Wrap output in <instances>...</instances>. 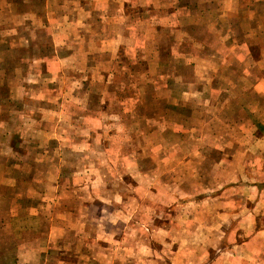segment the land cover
Listing matches in <instances>:
<instances>
[{"label":"rangeland","instance_id":"rangeland-1","mask_svg":"<svg viewBox=\"0 0 264 264\" xmlns=\"http://www.w3.org/2000/svg\"><path fill=\"white\" fill-rule=\"evenodd\" d=\"M100 1L0 0V122L5 139L12 144L38 143L29 129L42 117L43 127L63 129L61 143H72L75 137L92 146L91 152L64 151L61 156L63 161L78 159L82 175L96 181L97 223L110 231L113 256L121 252L118 255L127 257V264H166L169 259L188 264L202 259L204 246L211 255L221 240L262 242L264 236L244 234L242 225L251 222H231L222 212L262 210L264 152L235 156L236 148L250 143L251 137L244 134L242 124L240 130L220 117L224 104L202 101L205 89L197 93L203 81L199 70L186 75L193 86L185 92L179 79L173 87L167 84L175 77L154 67L152 56L145 57L144 66L137 63L142 50L151 51L144 41L141 45L128 36V43L119 46L110 38L78 40L64 33L66 27L70 32L77 25L52 22L83 18L94 9L101 15L111 9L119 16V2L113 0L110 7ZM127 1L136 5L137 0ZM115 23L111 28L103 25L108 37L118 32L115 28L113 33L119 21ZM192 60L201 62L195 56ZM120 61L128 63L123 72ZM214 73L215 69L210 75ZM177 74L185 75L180 69ZM204 79L211 80L208 75ZM210 91L208 96L220 95L219 90ZM57 154H52L50 164ZM235 162L238 166H233ZM71 186L89 197L85 179ZM263 224L264 211L258 214L257 226Z\"/></svg>","mask_w":264,"mask_h":264},{"label":"crops","instance_id":"crops-1","mask_svg":"<svg viewBox=\"0 0 264 264\" xmlns=\"http://www.w3.org/2000/svg\"><path fill=\"white\" fill-rule=\"evenodd\" d=\"M102 1L105 5L113 2L101 0V4ZM115 1L120 3L119 16L111 9L106 15L94 9L83 18L64 17L52 22L57 26L77 25L70 32L69 26L66 27L64 33L78 40L89 37L94 41H107L110 38L118 40L119 46L127 44L129 37L141 41V45L144 41L151 51L142 50L137 63L144 66L145 57L152 56L154 67L172 72L175 77L167 84L173 87L174 80L179 79L187 89L185 92L193 86L186 75L199 70L203 81L197 93L205 89L202 101L224 104L220 117L237 124L251 137L250 143L236 148L235 156L264 152V0H137L136 5H130L127 0ZM132 7L137 9L131 12ZM116 20L119 25H114L113 33L115 28L118 32L108 37L104 27L111 28ZM135 26L138 28L134 37L130 33L133 34ZM198 28L204 32L194 30ZM204 33L207 38H203ZM53 36L55 38L56 34ZM194 56L201 62L194 63ZM178 63L185 75L177 74ZM126 65L128 63L120 61L121 72ZM214 69L215 73L210 75ZM205 75L211 80L206 81ZM207 89L210 93V90H219L220 95L208 96ZM40 119V123H34L29 129L32 137L38 139L34 144H12L5 139L7 133H2L0 122V264H127L128 258L118 255L121 252L113 256L110 231L105 230L103 223H97L96 181L82 175L78 159L63 161L61 156L64 151L72 155L91 152L92 146L79 142V138L76 141L75 137L72 143H61L64 134L60 130L63 129L59 125L54 129L43 127L42 117ZM255 137L261 140L256 142ZM45 139H56L59 143L51 145L45 143ZM52 154H57L58 159L50 164ZM223 161L220 158V164ZM236 165L237 162L233 164ZM70 168L73 170L66 171ZM82 178L89 183V197L84 198V192H77V186L69 187ZM253 182L256 183L255 177ZM79 185L84 189L83 184ZM252 189L258 190L256 185ZM261 208L254 212L244 208L222 213H228L231 222L240 219L244 225V221L251 222L242 225V229L244 234L255 233L257 237L264 236V224L261 228L257 226L258 214L264 211V206ZM221 241L213 247L211 255L206 246L202 247V259L188 260V264H264V240ZM140 245L145 247L144 242ZM118 249L123 251L122 246ZM141 261L144 263V259ZM165 263L177 264V261L169 259Z\"/></svg>","mask_w":264,"mask_h":264}]
</instances>
